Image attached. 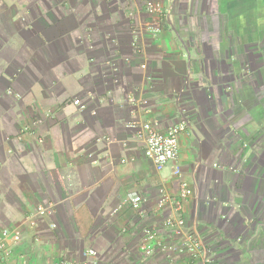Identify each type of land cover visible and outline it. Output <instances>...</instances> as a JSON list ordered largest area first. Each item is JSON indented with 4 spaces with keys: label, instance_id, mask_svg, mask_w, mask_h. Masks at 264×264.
I'll use <instances>...</instances> for the list:
<instances>
[{
    "label": "crops",
    "instance_id": "0c3cea01",
    "mask_svg": "<svg viewBox=\"0 0 264 264\" xmlns=\"http://www.w3.org/2000/svg\"><path fill=\"white\" fill-rule=\"evenodd\" d=\"M159 1L154 33L139 1L0 0L5 264H264V0ZM145 123L187 125L161 172ZM181 178L183 209L157 208ZM145 228L168 250L144 256ZM186 232L206 256L178 252Z\"/></svg>",
    "mask_w": 264,
    "mask_h": 264
},
{
    "label": "built area",
    "instance_id": "2783aa9c",
    "mask_svg": "<svg viewBox=\"0 0 264 264\" xmlns=\"http://www.w3.org/2000/svg\"><path fill=\"white\" fill-rule=\"evenodd\" d=\"M142 3L146 15L150 19L149 29L157 33L160 31L162 19L165 17V8L159 0H134ZM135 51H139L137 42L133 43ZM72 104L84 111L87 106L79 98L72 100ZM136 130L137 138L144 142V155L150 160L157 171H163L166 166L178 159L179 156V138L186 132L187 125L182 123L174 126L166 131H159L155 125L151 123H145L142 126H131ZM180 176V172H177ZM193 195V190L190 185L184 179H180L178 187V199L174 200L167 193L162 192L160 198L157 201V208L164 209L167 205H172L175 212H180L183 209L184 203ZM145 199L142 195H133L130 199V206L134 211L140 212ZM50 208L40 206L37 209L39 216H44L49 213ZM118 209L114 211L117 213ZM31 224H36L32 222ZM163 226L169 230H185L186 221L184 218L169 217L164 221ZM54 228L56 226H53ZM144 241L141 246L144 256L151 257L157 250H168L160 239L159 233L153 228H145L143 230ZM9 235V232L5 230L0 239V259L1 264H5L10 257V251L6 247L5 238ZM185 254L190 259H198L204 257L209 252V249L200 241L195 234L186 232L184 241L179 248V251ZM86 256L94 255V251L90 250L85 253ZM171 258V257H169ZM52 264H67L65 261H54Z\"/></svg>",
    "mask_w": 264,
    "mask_h": 264
}]
</instances>
